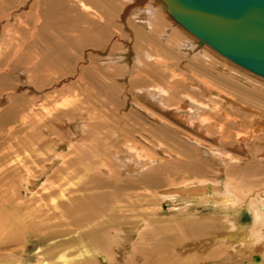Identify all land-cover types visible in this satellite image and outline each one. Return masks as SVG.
<instances>
[{"label": "bare ground", "instance_id": "1", "mask_svg": "<svg viewBox=\"0 0 264 264\" xmlns=\"http://www.w3.org/2000/svg\"><path fill=\"white\" fill-rule=\"evenodd\" d=\"M2 1L5 0H0V4ZM11 1L13 5L7 9V14L0 16L1 33L9 38L5 41L11 44L0 42V87L5 90L0 94V108L9 103L5 110L8 121L15 125L10 126L0 140V191H4L5 201L11 206L7 223L29 229L39 244L36 258L26 264H264V182L247 186L250 181L246 183L244 180L246 174L254 176L260 170L264 171V121L255 120L252 114L255 121L251 128L247 131L238 129L233 134L228 129L231 121L226 120L217 127V120L221 117L209 114L208 104L182 89L185 85L178 81L180 77L172 83L169 82L171 79L167 81V87L150 83V77L157 76L159 72L151 70L148 65L158 63L161 66L166 59L177 58L176 50H179L180 57L192 53L207 60L214 54L227 56L207 42H200L198 36L172 16L164 0H121L119 9L112 6L116 0ZM87 1L94 3L91 5ZM15 2L17 4L14 5ZM70 12L74 14L70 15ZM79 26V36L74 38L65 34L66 30ZM126 29L129 32L126 33ZM30 46L39 50L36 60L23 53ZM72 49H81L82 56L79 57ZM40 55L42 58L38 57ZM89 62L92 66L87 67ZM232 62L240 66L241 72L250 71L260 79L264 78ZM99 66L102 67L101 79H110V83H104V93L95 95L99 99L97 106L100 112H105V108L110 117L124 115L126 110L120 92L132 91L133 103L152 117L158 120L167 118L173 124H182L195 132L179 130L177 134L160 130L156 135L169 140L173 152L183 164L188 167L207 166L212 169L208 173L210 175L180 182L156 181L160 173L152 168L157 158L145 160L143 155L147 152L138 146L112 150L111 144L120 141L117 132L108 131L101 135L103 128L120 126L119 118H113V122L86 124L85 115L66 119L67 116L61 112L51 113L47 119L28 121L30 115H37L35 107L39 102L33 100L28 104L24 101L21 84L26 82L36 92L51 90L44 95L46 98L54 93L72 94L80 78L94 76V69ZM50 68L60 70V74L50 83L40 87L34 85V74ZM14 72L17 73V84L11 76ZM165 77L169 78L166 74ZM40 79L38 82L44 78ZM121 80L125 82L121 83ZM226 82L229 83L223 81ZM204 84L207 91L200 93L205 98L209 95L211 100V85ZM186 88L196 92L201 90L193 86ZM198 96L202 98L200 94ZM227 118L230 119L229 116ZM89 125L88 132L86 128ZM80 134V156H70L77 152L74 142ZM64 144L68 145L69 152L57 153V156L45 160L42 178L31 171V163L35 162L40 151ZM204 154L207 159L202 156ZM245 160L249 163L244 168L246 172L242 173L241 165ZM62 172L67 173L65 177H61ZM82 173L89 177L93 175L99 183L148 174L147 177L157 185L152 197L163 202L172 201L169 204L172 208L168 211L163 207L155 209L146 213L147 218L161 213L170 216L183 214L198 220L188 219L176 231L163 229L161 234H156L158 237L145 241L142 236L149 228L148 220L124 221L116 227L109 224L99 226L96 221L104 211L102 204L107 203L106 198L75 194L89 188L85 183L80 186ZM78 177V182H74ZM25 185L27 195L22 191ZM181 201L183 207L180 206ZM100 232L108 241L104 249L100 246L104 243H100Z\"/></svg>", "mask_w": 264, "mask_h": 264}, {"label": "rangeland", "instance_id": "2", "mask_svg": "<svg viewBox=\"0 0 264 264\" xmlns=\"http://www.w3.org/2000/svg\"><path fill=\"white\" fill-rule=\"evenodd\" d=\"M10 2L12 1L5 0L1 2L0 4V16L1 17H3V14H7L6 12L8 11L7 9H9L13 5V4H10ZM87 2H89V4L91 5H93L94 3V1H87ZM15 4H17V2H15L14 5ZM120 4H121V0H116L115 2H112V6H114V8L116 9L117 8L119 9V7L121 6ZM42 6L47 8L45 4H43ZM69 14L72 15L74 13L70 12ZM120 22L121 24H124L122 20H120ZM84 26H88V25L84 24ZM102 26L103 25L100 24V27ZM97 27H99V25ZM79 30H80V26L74 30L73 29L66 30L65 34H68L75 38L79 36L78 35ZM115 30H119V29L116 28ZM125 32L127 33L129 31L126 29ZM7 38L8 37H6L4 33H1V30H0V42L8 43V41H5L9 39ZM103 46L104 44L101 45V47ZM126 48H128V46H126ZM72 51L75 52V54H78L79 57L82 56L81 49H79L78 51L76 49H72ZM24 52L29 54L32 57V60L34 59L36 60L35 57L38 55L39 50L35 47L30 46L25 51H23V53ZM176 52H177V58L166 59L165 63L162 64L161 66L158 63H151L150 65H148L151 70L159 72L157 76L152 77V78L150 77V83L167 87L169 82L172 83L174 82L175 79L177 80L178 77H180L179 78L180 80L178 79V81L180 83H184L186 87L193 86V87H197L198 89L201 88V90L199 89V91L197 92L196 90H193V89L187 90L185 86L182 89L186 90L187 92H190V94L192 93L191 95L194 96L195 99H198L200 102H203V103L205 102L206 104H208V106H210L208 108L209 114L218 115L221 117V120H217V127L219 126L218 124H222L223 122L225 123L228 120L231 121V124L229 123L228 125V129H229V132L233 134H235L240 129L241 130L244 129V131H247L248 130L247 128L250 129L254 119L256 120L257 118H259L261 122L264 121V78H262V76H261L262 79H260L259 76L255 75L254 73L250 71L249 73L241 72L242 70L240 69V66L232 62L231 59L227 57L226 58L222 57L221 55L212 54L213 56L210 57L211 59L207 60L199 56L198 57L193 56L194 53H192L189 56H185L182 54V57H180L178 55L179 50H176ZM38 57L42 58L41 55ZM86 61L88 62V60ZM90 65L92 66L90 62L86 64L87 67H89ZM168 66L170 67L168 68ZM101 70H102L101 66H99L98 68L95 67L94 76L92 77L85 76V79L80 78V82H78V84L76 85V87H79V88L77 89L75 87L74 91L76 93L72 91L73 92L72 94L65 93V94L58 95L57 93L56 94L54 93L52 94L53 96L46 98L44 95L48 92L50 93L51 90L49 91L45 90L43 93H41V92H36L32 88V86H30L29 84L26 85V82H24L23 85L21 84L20 92L23 93L24 101H26L28 104H30V102H32L33 100L36 101V103L39 102L37 103V106L35 107L36 108L35 112L37 115L36 116L30 115V117L28 118V121H31V120L34 121L36 118L47 119V118H50L51 113L52 115H54L56 113H61V112H62L61 114H64L67 116L66 119L67 118L76 119V117H78L79 114L85 115L83 119L85 120L86 124H90L94 121H106V120L109 122H113L114 121L113 118H119L121 121L120 126H116V127L110 126L109 128H103L101 129V132H102L101 135H103V133H106L108 131L110 132L112 131L113 133L117 132L116 135L118 134L117 136L119 137L120 141L111 144L110 148L112 150H117L118 148L127 149L129 146H138L139 148L145 149V151L147 152L146 154L144 153L143 155V158L146 157L145 160L148 161L149 158L150 159L157 158L158 160L156 161V163L154 162L155 165L152 168L153 170L160 173L156 181L167 182V181L177 180L180 182V181H185V180H195L202 176L208 177L210 175L208 173L211 172L212 169L207 166L199 164L197 167H188L185 164H183L182 159L179 158L178 155H176V153L173 152V149L171 145L169 144V140L164 137H158L156 135V132L160 130H166V131H169L172 133L174 132L177 134H179L178 133L179 130L187 131V133H190V132L195 133V132L192 131L190 127L186 128L182 124H179V126L178 124H173L167 118H161L160 120H158L157 118L152 117L151 114L149 115L147 111H144L139 106H137V104L133 103L135 101V98L133 97L134 94L132 91L122 90L123 93L120 92V99L123 102V107L126 110V113L124 115L120 114L122 116L117 117L116 115H113V117H110L107 115L108 112L106 111L108 110L105 108H103L105 112L104 111H102L103 113L100 112L101 110L97 106L99 104V99L95 95H100V94L102 95L106 88V85L104 83L106 82L110 83V79L108 78L101 79L100 77V75L102 74ZM192 70H194V72L196 73H194ZM59 71L60 70L56 68H52V69L50 68L49 70L45 69L43 72H41V74L40 73H36V75L34 74V77H33L34 83L33 82L32 83L38 87H40L41 85L50 83L51 81L54 80V77L60 74ZM191 71L193 74L191 73ZM99 73L101 74L99 75ZM165 74L168 75L169 78H166ZM180 75L183 78L186 77L185 79L186 81L182 79ZM11 76H12L13 82L17 84L18 83L17 73L14 72L12 73ZM40 77L41 79L44 78L45 80L43 79L42 82L41 81L38 82ZM165 78L167 80H165ZM88 79L90 82L85 81ZM170 79L171 81H169ZM214 80L216 81V83L219 82V84L215 85ZM189 81H191V83ZM194 81L195 83L197 82V84H194ZM223 81L224 82L228 81L229 83L228 84L227 82L223 83ZM124 82H125L124 80H121V83H124ZM204 82L205 83L207 82L208 84L211 85V89L209 90H210V93L212 94V98L210 100V96L209 95L206 96L208 101L206 100L205 95L201 94L203 93L204 90H205L204 92L207 91L206 90L207 88ZM221 84H224V85H221ZM86 86H89V87H86ZM101 89H103V91ZM238 89H241V90H238ZM4 92L5 90L0 87V94ZM199 94L202 98L198 96ZM67 95L69 96V98L67 97ZM56 97L57 98L59 97V98L56 99ZM233 97H236V98L233 100ZM237 99H239V101ZM90 102L93 104H91ZM227 102L228 104L229 103L234 104V106L233 105L229 106L228 104H226ZM243 103H245L248 107L245 104L244 105L246 107L245 106L241 107V104L243 105ZM8 104L9 103H5L4 106L0 108L1 109L0 110V140H1V136L4 133H6L5 131H7V129L10 126L15 125V124H11L8 121V113L5 110L7 109V107L10 106ZM216 106L218 107L216 108ZM210 108L212 109L214 108V110H211ZM222 108H225L226 110ZM238 109H239V112H238ZM245 109H247V111ZM256 110H259L261 112L256 111ZM224 111L226 112V114ZM235 113H237L238 115L237 114L235 115ZM252 114L255 115V117ZM251 115L254 117V119ZM226 116L227 117L229 116L230 119L227 118ZM90 127L91 126L89 125L86 128L87 129L86 131L89 132ZM180 136L182 139L186 140V138L183 135H180ZM77 137H78V140L74 142L75 143L74 146L76 145L77 152L72 153L70 156H78V155L80 156V146L82 142L81 141L79 142V140H81V134H80V137L79 135ZM186 141H188V139ZM194 144L197 145V143H194ZM202 150H205V148H202ZM68 152H69L68 145H65V144L64 145H53L48 149L40 151L36 157L35 162L31 163V171H33V173H35V175L37 176L40 175L42 178L43 177L42 176L43 162L45 160L53 158V156L54 157L57 156V153L59 155L61 153L64 154ZM202 156L206 159L208 158L205 154ZM242 162H243V165H241V167L243 169L241 172L244 173L246 172L244 168L247 166L249 162L248 160H245ZM120 173L124 174L123 171L122 172L120 171ZM64 174L66 175L67 173L62 172L61 177H65ZM147 175L148 174H144L142 176L133 175L131 176L132 178H125L127 177L125 176L122 178H114V179H109V180L107 179L105 183H99L93 175H90L91 177H89L82 173L79 176L80 186L82 187V185H84L85 183V185L89 184L87 185V188L88 187L89 188L88 190H85V191L80 190V192H77L75 194L80 197L84 195L86 196L96 195V196H99L98 198H103V196L106 198L105 201L107 203L102 204V206H104V211L103 213L99 215V218L96 221L99 224V226H105V224H109V226L111 227H116V226H119V224L124 221H128V222H139L142 220L150 221L148 230H146L142 236V239H144V241L145 239L150 240L152 238H155V236L158 237L157 235L161 234L163 232V229L164 231L165 230L167 231V229L169 231H172V230L176 231L185 222H187L188 219L198 220L196 218H188L186 215H183V214H180L177 216H174V215L170 216V215H160L161 213H157L156 215L149 216V218H147L148 216L146 215V213L154 212L155 209L157 210L163 207L166 211H168L170 207L172 208V206L169 205L170 203H172V201L168 203V202H163L160 199H154L152 197V195L157 191L156 189L157 185H156V182L152 179H149ZM83 176H85V178H83ZM245 176H246L244 177L245 182L250 181L249 183L246 182L247 186H252V185L255 186L257 184L260 185L264 182V171L263 170L262 171L260 170L254 176L250 174H246ZM79 177L74 178V182H78ZM86 178L88 180H86ZM262 179L263 181H261ZM23 188H22L23 189L22 191L24 195H27L24 191L26 188V185ZM71 188H73V186H71ZM6 199L7 198L5 196L4 191L1 190L0 191V206H1L0 207V210H1L0 212V264H16L17 262H18L17 264H26L28 261H32L36 258L35 256H36V252H37V248L39 244L34 241L35 237L34 235H32V233H30L29 229H26L21 226L15 227L14 225H11V226H14L15 227L14 228L9 225L10 223H7L6 220L10 216L9 214H10L11 206H10V203L5 201ZM157 200H159L160 202ZM179 203L182 204L180 206L182 207L184 206L183 201ZM3 226H5V229ZM102 233L103 232H100L98 236H100L99 237L100 243L102 241H104L105 243V244L101 243L100 245L101 248L104 249L105 247H107L106 245H108L107 243L108 241H107L105 234L103 235ZM130 252L131 251H129V253ZM47 261H49L50 263L52 262L51 260H47Z\"/></svg>", "mask_w": 264, "mask_h": 264}, {"label": "water", "instance_id": "3", "mask_svg": "<svg viewBox=\"0 0 264 264\" xmlns=\"http://www.w3.org/2000/svg\"><path fill=\"white\" fill-rule=\"evenodd\" d=\"M172 16L217 51L264 76V0H164Z\"/></svg>", "mask_w": 264, "mask_h": 264}]
</instances>
